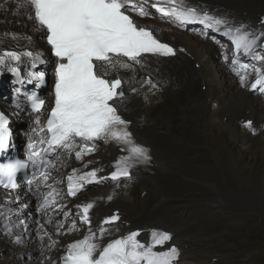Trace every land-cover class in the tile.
<instances>
[{"label": "snow or ice", "instance_id": "obj_1", "mask_svg": "<svg viewBox=\"0 0 264 264\" xmlns=\"http://www.w3.org/2000/svg\"><path fill=\"white\" fill-rule=\"evenodd\" d=\"M15 6L17 13L27 16L34 30L42 33L40 39L45 40L50 49L46 53L35 47L32 37L26 34L0 33V66L11 71L19 84H34L40 88L46 84V72L37 69L52 64L54 83L51 107L45 119L42 117L46 101L37 92L24 93L23 102L15 101L17 109L23 110L22 103L30 105L31 109L26 159L9 154L15 144L9 117L0 110V189L4 190L0 199V221L4 234L14 243L23 244L24 238L35 232L43 256L39 264L51 260L44 251H51L59 244L45 224L52 226L56 236L76 231L78 226L86 229L82 238L64 247L61 264H178L177 247L157 250L172 240L169 232L152 229L147 243L138 239L140 231L110 238L114 230L119 231L116 227L121 219L118 212L104 217L94 228L91 210L96 200L77 203L73 205L74 211L60 204L58 198L63 189L58 191L56 185L65 181L54 177L53 172H59L73 156L76 161H83L96 150L98 141L115 143L127 153L115 160L114 170L107 175H100L103 168H73L65 178L64 195L75 198L86 185H99L108 180L118 185L122 178H131L135 165L150 163L148 149L134 141L129 121L122 117L119 109L126 98L125 85L132 93L139 91L136 84L141 87L148 84L152 88L155 85L150 78L141 82L135 76L124 77L121 72L129 71L134 64L143 66L146 54L169 58L175 57L177 50L158 39L150 26L136 21L133 13L140 18L150 17L148 9L151 7L161 18H167L178 27L202 25L205 38L208 30L220 33L234 45L233 65L240 64L241 52L264 63V55L257 52V49L264 51V32L257 34L246 31L243 26H230L226 19L212 15L189 0H16ZM9 38L16 42L19 50L11 45L3 47ZM20 40L27 43L21 46ZM21 64L26 69L23 75ZM240 67L245 71L240 75L241 85L248 86L247 74L251 69L255 79L250 89L264 93V70L254 64H240ZM245 126L252 128V122L248 121ZM91 163H84L83 169H88ZM26 197L36 198L35 212L43 217V223L33 216ZM112 199L111 195L107 196L108 201ZM57 215L62 219L55 220ZM30 224L36 227L30 228ZM14 228L21 229L20 234H15ZM46 238L47 244L44 243Z\"/></svg>", "mask_w": 264, "mask_h": 264}, {"label": "bare ground", "instance_id": "obj_2", "mask_svg": "<svg viewBox=\"0 0 264 264\" xmlns=\"http://www.w3.org/2000/svg\"><path fill=\"white\" fill-rule=\"evenodd\" d=\"M16 0H0V19L5 21L6 18L9 20L5 24H0V33H4L9 30L19 29V28H28L31 27L32 21H30L27 16L17 13L16 11ZM7 12L8 16L3 15L4 12ZM13 12H16V15H11ZM254 20H259V17H255ZM12 23H18L16 26H13ZM173 37L175 42L178 44L184 45L190 56L181 55V58L176 59H165L161 62L159 71L165 77V81H169V78H177L182 81L185 80L187 89L189 93H200V88L202 85H206L205 96L207 97L209 111L212 116H216L218 113L222 115H227L228 110L233 108L228 100L229 84L224 83L217 74V70L212 64L211 57L213 53L212 45L209 43L199 42L194 36L184 31H173L172 33L167 34L166 38L169 39ZM37 47V46H35ZM38 48V47H37ZM199 63V68H196V63ZM129 71L121 72V74H127ZM225 76H227L225 74ZM172 83L171 81H169ZM164 96L163 93L159 94ZM156 97H150L148 100H143L142 98H137L135 96L129 97L125 104V109L127 114L131 119L134 120V132L137 133L138 139L151 146L152 152L150 156H154V165L149 166L148 164H137L136 172L137 175L145 176L149 182H153L157 185L164 183L169 179L170 175V155L166 153V145L162 139V135L157 131V126L152 127L150 124L143 126V123L146 121L144 118L140 120L139 117H135L137 113H140L141 116L146 114V108L149 103H152ZM215 103L218 105L215 106ZM237 104H240V107L245 110H253L254 107L251 105V101L246 97L241 95L237 99ZM188 108V103L184 104L183 110L186 113ZM165 114V112H164ZM196 126L195 124L193 125ZM149 130L150 132H147ZM182 146L173 145V150L181 149ZM149 153V152H148ZM119 155V152L111 148V155H104V158H101L97 161H91L90 165L100 166L102 168H108L114 159ZM177 160L180 163V166L185 170V172L197 178H204L205 176H211L212 184L211 187H214L216 183L220 182L219 176L216 173L215 169L212 166L210 159L198 149L192 156H189L185 152H179L177 154ZM223 173L225 177H228L230 171L227 167H224ZM240 188L236 190V197L239 200H245L248 202L249 196L254 197L260 195V192L257 188L253 191L250 186L245 183L238 181ZM129 183L122 185L117 191L119 195L111 200H107V196L110 192V187H105L101 190V193L96 198V207L94 208V213L96 216L95 226L103 219L106 212L112 211L116 208H121L124 213V217L127 220H131L133 224L137 227L146 226V220L152 219L151 223L147 224L149 227L159 226L161 231L175 232V236L172 239V243H177L183 247V259L185 262L193 264H206L212 260H205L203 256V248L200 244L192 241L189 236H186L183 233V228L186 227V223L182 220L180 215L175 214H162L159 215L158 211L150 209L152 196L148 190V187H144L146 194L142 199L143 210L139 211L134 208L133 198L131 196V189ZM4 196V192H0V199ZM186 196V191L183 190V194L171 193L168 195V203L170 205H178L181 202H184V197ZM99 197H104L103 199H98ZM215 194L209 195L206 198L209 201H215ZM163 202V199L159 200V203ZM261 201L257 200L251 202L250 205L254 209H259L261 206ZM209 209H200L199 213L204 214ZM62 219V216H61ZM145 224V225H144ZM199 229L198 232L201 233ZM242 225L240 223L232 226L233 237L239 236L241 232ZM248 229V225L246 226ZM212 232V227H208L206 233ZM86 233V229L83 235ZM114 233H112L113 235ZM82 235V236H83ZM144 239L149 240L150 235L148 232L143 234ZM73 241V240H71ZM70 242V241H69ZM218 256L217 264L223 257L221 254L213 255Z\"/></svg>", "mask_w": 264, "mask_h": 264}, {"label": "rangeland", "instance_id": "obj_3", "mask_svg": "<svg viewBox=\"0 0 264 264\" xmlns=\"http://www.w3.org/2000/svg\"><path fill=\"white\" fill-rule=\"evenodd\" d=\"M244 4H250V2H245ZM3 15L8 16L7 12L5 11L3 13ZM9 19L6 18V22ZM2 21L0 19V24H5L6 22ZM244 164L241 163V166H243ZM174 167V166H173ZM179 172L182 174V179L180 181L177 180V175H175V179L173 180V182H170L169 184H167V186L161 191L159 192L157 190V188L154 185L150 184L151 187V191L153 193V195L155 196V198L159 199L160 197H162V193H168L170 191H168V189H173L175 190L176 188H181L184 184H185V177L189 178L190 180H194L195 184L199 187V188H203V184H207L210 182V180H201V179H197V178H193L190 177L186 174L183 173L181 166L179 167ZM147 186V182L146 181H138L137 183L134 184V191H133V197L135 198V203H136V207L139 210H142V188ZM225 187V185H223ZM197 191H200V189L196 188ZM229 188H227V192L229 193ZM220 195H223V191H220ZM224 196V195H223ZM251 200H253L251 198ZM261 201H264V197H262ZM236 202V201H235ZM229 202L226 199L225 201V206L221 207V211L224 213L225 216V220L228 221L229 218V214L233 213L231 211L228 210L227 206H228ZM239 205H245L246 203L244 202H238ZM155 207L157 210H159L160 212H162L163 214H165L166 212H168L169 210H171L172 208L169 206L168 203H162L159 205L158 202L155 203ZM179 206H177L176 208L178 209ZM250 208H245V210L243 211L245 214H249L248 216H253L256 215V213L254 211H250ZM260 211V215L264 216V207H262V210ZM260 215L257 216V222L258 225L251 227V232L252 235L254 237V239H252L248 234L244 233V237H241L239 239H232V244L236 245V249L234 254H229L228 249H225L221 252V254L225 257L223 258V261L228 262L230 264H264V217H261ZM246 218V217H244ZM243 217L240 216H234L231 217V221L236 225L238 223H240L241 225L244 224V219ZM188 229V228H186ZM207 228H203L201 230V233H206ZM241 232L243 233V230L241 229ZM258 242V244L256 243V241ZM263 247V248H259L258 247ZM205 254V256L210 255V253H208L207 251L203 252ZM243 259H247L246 261H243Z\"/></svg>", "mask_w": 264, "mask_h": 264}]
</instances>
